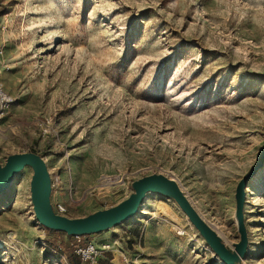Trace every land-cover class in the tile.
<instances>
[{"label": "rangeland", "instance_id": "374dc122", "mask_svg": "<svg viewBox=\"0 0 264 264\" xmlns=\"http://www.w3.org/2000/svg\"><path fill=\"white\" fill-rule=\"evenodd\" d=\"M0 50L12 99L0 167L41 157L50 204L72 219L164 175L234 252L235 189L264 153V0H0ZM261 170L264 160L245 190L235 264H264ZM32 176L24 168L0 194V264H71L73 241L35 219ZM79 240L75 251L109 246L84 264H224L175 201L153 193L134 217Z\"/></svg>", "mask_w": 264, "mask_h": 264}, {"label": "water", "instance_id": "95a60500", "mask_svg": "<svg viewBox=\"0 0 264 264\" xmlns=\"http://www.w3.org/2000/svg\"><path fill=\"white\" fill-rule=\"evenodd\" d=\"M263 160L264 153L251 170L239 181L235 189V220L240 241L234 245V252L229 251L223 245L215 231L197 214L178 184L173 179L161 174L146 176L133 182V193L116 206L97 211L86 217L72 219L56 214L50 204L51 177L43 159L32 153L15 154L8 156L5 164L0 167V194L8 189L14 177L20 171L30 167L33 171L30 194L35 219L47 230L65 233L67 236L74 237L99 234L126 222L138 213L139 207L147 194H159L175 201L209 248L224 264H235L243 258L247 248V235L243 216L245 190L248 183L257 175Z\"/></svg>", "mask_w": 264, "mask_h": 264}, {"label": "built area", "instance_id": "2783aa9c", "mask_svg": "<svg viewBox=\"0 0 264 264\" xmlns=\"http://www.w3.org/2000/svg\"><path fill=\"white\" fill-rule=\"evenodd\" d=\"M3 54L2 51L0 50V63L2 60ZM12 103V99L11 97L6 93L5 89H4V85L2 80L0 79V123L4 120L5 116L7 115V111L9 109V106ZM43 134H46L48 131L46 129L42 130ZM53 183H51V188H53ZM55 213L63 216L66 213V209L60 205H58L55 208ZM76 239H79L80 237H75ZM103 250H101L100 252H98L97 249H95L94 246H88L86 249L82 250V249H78L77 251H75V253L77 254V256L80 257L81 261L83 263H86L89 260H92V258L96 255H98L99 253H101L102 251H108L109 250V246H103L102 248Z\"/></svg>", "mask_w": 264, "mask_h": 264}, {"label": "trees", "instance_id": "16d2710c", "mask_svg": "<svg viewBox=\"0 0 264 264\" xmlns=\"http://www.w3.org/2000/svg\"><path fill=\"white\" fill-rule=\"evenodd\" d=\"M48 233H56V234H59V235H63V236H67L65 233H61V232H55V231H51V230H47ZM69 237L73 242L71 243V246L70 248L69 247H65L64 246V249H66L67 251V255L69 257V260H70V263L71 264H84L80 257L79 256H76L74 254L75 252V247L77 246H84V244L81 243V240H79L78 242H76V238L74 236H67ZM82 237H85V236H81L80 238Z\"/></svg>", "mask_w": 264, "mask_h": 264}, {"label": "bare ground", "instance_id": "6f19581e", "mask_svg": "<svg viewBox=\"0 0 264 264\" xmlns=\"http://www.w3.org/2000/svg\"><path fill=\"white\" fill-rule=\"evenodd\" d=\"M263 176H264V172H262V170H261V172H260V176H259L260 179L263 178ZM259 177H258V178H259Z\"/></svg>", "mask_w": 264, "mask_h": 264}]
</instances>
